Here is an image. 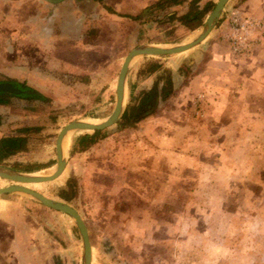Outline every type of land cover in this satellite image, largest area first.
Returning <instances> with one entry per match:
<instances>
[{"label":"rangeland","instance_id":"374dc122","mask_svg":"<svg viewBox=\"0 0 264 264\" xmlns=\"http://www.w3.org/2000/svg\"><path fill=\"white\" fill-rule=\"evenodd\" d=\"M209 1H212V9L216 0ZM229 1L227 3H232V6L227 9L226 3V9L220 14L222 18L219 16L217 20L219 23L223 19L220 33L226 25L225 17L232 9H238L235 7L236 0ZM45 2L49 4L48 1ZM210 2L201 0L197 7L201 9ZM208 13L202 17L201 24ZM120 16L114 20L118 23L116 26L113 22L114 30L111 34L102 32L97 37V29L89 28L84 31L83 42H97V47L93 46L88 50L97 56L85 55L84 61L77 64L75 74L59 70L61 67L56 63L59 54L69 52V49L64 50L62 46L58 53L60 40L56 38H64L61 27L68 29V26L58 23L57 26H47L44 21L41 27L34 28L33 45L42 43L51 48L26 49L28 55L21 64L24 68L18 73L19 78H24L22 84L28 83L30 89L47 100L28 99V107H11L9 103L2 120L6 122L3 133L13 135L17 129L14 117L21 115L19 110L31 114L32 120L27 123L32 124L29 127L34 128L35 132L28 133L25 145L29 151H34L30 156L40 157L38 161L44 162L50 157L51 162L55 163L54 140L62 126L72 121H90L91 118L99 122L110 113L115 80L122 59L140 40L162 47L185 43L201 26L200 24L197 29L190 31L176 19L161 15L156 20L158 27L151 32L150 26L143 30L132 24L138 22L141 25L138 14ZM1 18L2 14L0 20ZM166 23L171 26L163 25ZM10 28L5 27V31L1 33L2 42L11 40ZM70 29L73 30L74 27L71 25ZM207 37L208 35L195 47L178 54L181 56L134 58L127 71L126 105L131 95L128 90L129 82L135 76L145 75L149 66L157 65L152 61L168 60L171 57L187 59L195 49H200L203 54L210 41ZM0 50L4 51L2 48ZM30 55L35 57L33 64L28 61ZM218 67L219 65L214 64L211 69L218 71ZM165 70L155 73L158 83L164 81ZM180 71L183 84L190 78V71L187 67ZM8 74L6 76L0 70V82L5 79L13 80ZM87 76L89 81L82 80ZM210 83L212 82L209 81L207 87L206 84L203 87L193 84L191 91L195 94L206 91L209 99L214 98L215 88ZM170 95L167 100L161 101L163 103L159 109L167 103L163 112L154 111L155 106L149 119L163 118L171 122L176 118L169 111L167 101H171ZM183 99L180 97V101ZM189 102L186 99L181 102L184 113L179 117L186 124L204 127L199 129L201 133L195 136V141L188 144V152L185 153L189 158L174 160L178 168L171 171L168 167L164 168L161 176L155 179L146 173L138 177H126L125 182L138 180L134 184L137 194L127 185H122L125 190H121L120 175L114 176L112 171H92L89 158L82 161L80 155L72 152L71 140L76 135L89 133L83 131L68 134V148L63 153L66 165L61 176L52 182L36 184L31 189L46 198L61 201L55 196L57 187L62 186L65 179L75 180V195H72L69 202H61L76 210L86 227L90 264H264V103L256 105L250 98L241 106L243 110L238 111L239 106H234L232 98L228 103L229 114L219 118L215 112L209 115L202 111L195 116ZM206 106H209L208 102ZM18 124L25 122L20 120ZM111 129L113 128L110 127L103 133L106 134L105 131ZM178 146L186 149V144L179 143ZM30 156L22 154L9 158L0 155V166L13 170L18 161L25 163L22 166H45L44 163L33 161L26 164ZM47 173L34 174L45 176ZM6 185L10 183L0 179V188ZM28 186L30 185L25 187L29 188ZM0 198L17 201L18 209L22 208L27 212V224L31 225L28 235H31V240H26V251H32L30 254L33 264H81L79 234L70 218L38 206L22 194L3 195Z\"/></svg>","mask_w":264,"mask_h":264},{"label":"crops","instance_id":"0c3cea01","mask_svg":"<svg viewBox=\"0 0 264 264\" xmlns=\"http://www.w3.org/2000/svg\"><path fill=\"white\" fill-rule=\"evenodd\" d=\"M45 1H48L49 4ZM189 1L190 0H0V14L3 16L0 20V49H4V51L0 50V70L6 76L9 73L8 77L10 79L16 80V82L22 84L24 78H19L18 72L24 68L21 64L24 63L23 58H26L28 55L26 49L34 47L40 49L47 48L49 50L51 48L49 45H44L42 43L33 45L32 32L36 26L41 27L44 21L47 26L49 24L57 26V23L59 25L68 26V29L61 27L64 30V38L59 36L56 38L60 40L59 49L57 50L58 53L62 50V46L64 50L69 49V52L59 54L58 58H56V63L61 67L59 70H64V72L69 74H75L77 64L84 61L85 55L90 54V56H97L94 52L91 53L88 51L93 48V46L97 47V42H83L84 31L89 30V28L97 29L95 34L97 37H99L102 32L111 34L114 30L112 24L113 22L115 25L118 23V21L114 20L121 17V14H128L130 16L138 14V20L141 21V25H138V22H133L132 24H135L138 29L141 28L143 30L150 26L152 29L151 32H153V30L158 27V22L156 23V20L159 19V16L162 15L164 18L175 20L177 17L187 12ZM200 1L201 0H199L196 5H198ZM204 1L210 2L209 0ZM229 2L227 3L228 7L226 4L224 5L223 11L226 7L229 9L232 6V3ZM235 2H237L235 7L239 9L240 13L241 11L243 12L242 15L257 20L261 24V29L256 33L258 40L254 44L251 54L240 57L232 56L228 50L227 42L224 39L226 25L223 32L220 33V24L223 21V19H220L219 23H217L218 25L208 34L207 38H210V41L203 54L200 52V49H195L187 59H184V57H171L168 60L163 59L157 61V59H153L154 61H152L159 65L161 69L169 71L171 93L173 94H171L172 96L170 95L171 98H169L171 101L167 102H169L170 105L169 111L171 110L172 113H174L173 116L176 118H171L172 120L169 122L163 118L149 119L152 116L150 115L147 118L139 120L131 127L119 128L116 127L115 124L112 126L113 129L105 131L106 134L104 133L101 139L84 150H78L75 137H73L70 143L72 150H74L72 152L80 155L82 161L88 160L89 158V165L92 167V171H112V175H120L122 178L120 187H122V185H127L131 191L137 194V189L134 184H136L138 180L132 179L125 182L126 180L124 181V179L126 177H138L146 173L155 179V177L161 176V170L164 168L167 169L168 167L170 171L172 169H177L178 166L174 163V160L189 158L185 153L188 152V144L194 142L195 136L201 133L199 129L204 128L203 126L199 128V125L194 126L193 123L192 125L186 124L181 120L179 116L184 113L181 103L183 100H190L191 112H193L195 116L200 115L203 111L209 115L215 112L219 118L225 116V114H229L230 108L228 103L229 99L232 98L235 104L234 106H239L238 111L243 110L241 106L243 107L250 98L256 105L257 103L263 104L264 0H236ZM64 17L66 18L63 19ZM220 18H222V16H220ZM174 20L171 21L174 22ZM71 25L74 27L73 30L70 29ZM163 25L171 26L170 23ZM5 27H11L12 35L10 36L11 40H3L2 42L1 33L5 31ZM106 36L108 39V35ZM69 41L71 44H68ZM139 45L156 46V44L146 43L144 40H140L137 46ZM176 56L181 55L176 54ZM28 61L33 64L35 61L34 55H30ZM50 63H52V61ZM25 64L28 65L26 62ZM214 64L219 65L218 71L211 69ZM186 67L190 71V78L182 84L180 70ZM155 73L146 74L141 77L135 76L131 79L128 89L131 96L136 98L140 95V92L150 90L153 82L156 80ZM88 76L83 77L85 81L90 80ZM211 77H214V79L211 80ZM28 78L27 76L26 79ZM209 81L212 82L210 85L215 88L214 98L209 99L208 96H206V91L197 94L191 91L193 84H198L200 87L206 84L205 86L207 87ZM162 84L163 81L157 84L158 94L160 93ZM27 85L30 86L28 83H25L26 87H28ZM39 93L44 95L42 91ZM191 94L192 96H190ZM199 95H202L203 98L200 103L195 104L198 105L197 107L199 109L196 114L194 103L196 97ZM180 97L184 99L180 101ZM213 99H215V101ZM27 100L28 99L12 97L9 99V105H11V107L19 105L20 107H28ZM161 101L158 95L155 101L157 104H155V106L157 107L154 108V111L163 112L167 103H165L162 109H159L163 103H161ZM172 101H174V103H172ZM206 102H208L209 106H206ZM7 106L8 105H0V155L3 157L15 158L25 154L26 157H29L31 154H34V151H29L26 146V137L28 133L35 130L29 127H32V124L27 123L28 120H32L31 114L19 110L21 115L14 117L17 123L15 126V128H17L16 132L13 135H5L3 133V126L6 122H4L2 118L3 112ZM22 114H25V117H22ZM161 116L162 114L159 115V117ZM228 118H230V116H228ZM20 120L25 122V124H18ZM24 128L29 129V131L26 133L19 132L20 129ZM103 132L104 131H102V133ZM17 139L19 143L14 142V140ZM10 141L12 145L21 144L17 152L11 151L9 147L11 144ZM179 143L186 144V149L179 147ZM38 159H40V157L37 158L36 156L34 157V155L27 158L28 162H26V164L33 161L44 163L45 165L41 170L34 173L49 170V168L53 167L55 164L51 162L52 159L50 157L44 162L38 161ZM11 161H13V159H11ZM45 162H47V164H45ZM15 164H20L22 166V164L25 163H20L18 161L15 162ZM65 165L66 163L64 164V169ZM13 170H15L14 166ZM49 173L50 171H48L47 174ZM65 181L66 179L63 182L65 183ZM125 187H122L121 190H125ZM16 202L17 201H6L0 198V264H33L34 260L30 254L32 251L30 253L26 251V240H31V235H28V230L31 229V225L27 224V212L22 208L18 209ZM28 256H30V258H27Z\"/></svg>","mask_w":264,"mask_h":264},{"label":"water","instance_id":"95a60500","mask_svg":"<svg viewBox=\"0 0 264 264\" xmlns=\"http://www.w3.org/2000/svg\"><path fill=\"white\" fill-rule=\"evenodd\" d=\"M227 1L228 0H217L214 3L213 8L208 13L206 19L196 31L195 35L188 42L178 43L167 47L139 45L132 48L123 57L121 65L119 67L114 85V101L110 113L104 119L99 121V123L97 122V124L86 123L84 121H72L62 126V128H60L57 132L54 140L55 164L53 166L54 169L50 175L38 176V174L34 173H21L0 166V179L10 183V185H6L0 188V196L9 194L25 195L35 203L45 208L64 214L73 221L80 239L81 264H90L91 253L87 230L79 214L67 203L46 198L38 192L31 190L25 186L31 184L52 182L61 175L65 164V160L61 151V142L67 134L82 131L89 133H93L95 131L102 132L114 126L120 120L126 107L125 85L128 66L134 58L142 56H171L180 54L195 47L205 39L211 29L215 26ZM0 93L18 95L21 93V91L13 87L11 84L0 82ZM25 93L30 94V92Z\"/></svg>","mask_w":264,"mask_h":264},{"label":"trees","instance_id":"16d2710c","mask_svg":"<svg viewBox=\"0 0 264 264\" xmlns=\"http://www.w3.org/2000/svg\"><path fill=\"white\" fill-rule=\"evenodd\" d=\"M198 1L199 0H190L187 12L176 18V20L182 26L186 27L190 31H193L200 26L202 17L205 14H207L212 7V3H206L201 9H198L196 5ZM160 70L161 68L159 65H152L146 69L145 75L152 74ZM164 73H165V79L163 81L159 94L157 93L158 80L156 79L153 82L150 90L146 92L144 91L140 92V95L136 98L132 97L131 95L129 96V101L123 111L120 120L116 123V127L126 128L133 126V124H135L139 120L151 114L152 108L156 104L155 101L158 95L161 100H164L167 97H169L171 93L170 75H169V71L165 70ZM1 82L11 84L13 87L21 91V93L18 95L0 93V105H8L9 99L12 97L21 98V99H34L40 101L47 100L41 95L35 93L32 89L26 87L24 84H20L14 80L5 79ZM25 92H30V94H26ZM28 131L29 129L24 128V129H20L19 132L26 133ZM102 135H104V133L96 132V131L91 134L76 135L75 142L77 143L78 150H84L88 148L91 144H94L97 142V140L101 139ZM14 142L19 143L18 139L14 140ZM20 145H16V144L12 145L11 142L9 147L12 152H17V150H19ZM41 168H43V166L37 164H29L24 166H20L18 164L14 165V169L16 171L24 172V173H34L38 170H41ZM75 193H76L75 180L70 178L62 186L57 187L55 191V196L61 201L69 202L72 195H75Z\"/></svg>","mask_w":264,"mask_h":264},{"label":"built area","instance_id":"2783aa9c","mask_svg":"<svg viewBox=\"0 0 264 264\" xmlns=\"http://www.w3.org/2000/svg\"><path fill=\"white\" fill-rule=\"evenodd\" d=\"M261 29L259 21L243 16L238 9H232L226 16V34L224 39L227 42L228 50L232 56L240 57L250 54L254 44L257 42V34ZM203 96L196 97L194 110L197 114L198 104Z\"/></svg>","mask_w":264,"mask_h":264},{"label":"bare ground","instance_id":"6f19581e","mask_svg":"<svg viewBox=\"0 0 264 264\" xmlns=\"http://www.w3.org/2000/svg\"><path fill=\"white\" fill-rule=\"evenodd\" d=\"M86 123H92V124H97V121H93L92 119H90V121L89 120H86L85 121ZM99 123V122H98ZM68 144H69V136H68V134L65 136V138H63V140H62V142H61V151H62V154L64 153V152H66V150H67V148H68ZM53 169H54V167H51V168H49V170H46V171H42V172H40L41 174H45V173H47L48 171H50V173L49 174H47V175H50L51 173H52V171H53ZM38 176H42V175H38ZM36 184H31L30 186H28L30 189H34L33 187L35 186Z\"/></svg>","mask_w":264,"mask_h":264}]
</instances>
